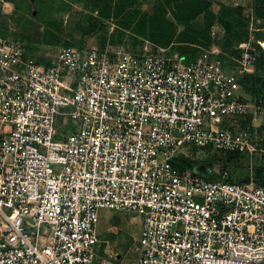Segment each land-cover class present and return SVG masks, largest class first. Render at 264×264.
<instances>
[{"label": "built area", "instance_id": "obj_1", "mask_svg": "<svg viewBox=\"0 0 264 264\" xmlns=\"http://www.w3.org/2000/svg\"><path fill=\"white\" fill-rule=\"evenodd\" d=\"M249 27L226 60L61 45L47 64L0 34V264L99 263L102 208L141 218L130 264H264V185L174 165L263 152L236 90L264 47Z\"/></svg>", "mask_w": 264, "mask_h": 264}, {"label": "rangeland", "instance_id": "obj_2", "mask_svg": "<svg viewBox=\"0 0 264 264\" xmlns=\"http://www.w3.org/2000/svg\"><path fill=\"white\" fill-rule=\"evenodd\" d=\"M141 2L142 4L138 9L151 14L156 0H141ZM233 2L237 3L240 0H216L215 3L212 0V10L218 14L223 5L227 6ZM21 3L22 6L18 10L9 13H4L0 6L1 34L8 38L22 40L25 44L30 43L27 47L33 53L35 51L37 58L45 63L56 55V46L44 41L43 36L47 31H52L61 37L62 43H80L83 38L86 39L87 46L100 48L110 46L134 52L135 50L138 52L158 51L151 41L136 37L128 30H121L112 20L106 22L104 30L85 36L83 26H87L88 17L92 14L86 1L23 0ZM93 14L96 15L97 11ZM194 25L201 28L203 16L194 21ZM7 26L10 29L5 33ZM213 27V37L218 41L225 30L219 22ZM215 46L218 44L214 43L208 48H202L199 52L197 51L198 56L212 50ZM244 86L246 85L239 83L236 90L252 106L250 112L253 114L249 127L253 134V141L259 147L264 148V100H260L258 94H254L251 89L249 90L246 88L247 86ZM192 148L189 147L187 152L189 158L194 161V168L200 173L206 171L211 179H220L221 173L227 171L230 178L238 182L249 183L253 178L256 183L257 169L264 167V149L263 152L236 155L201 150L195 147L192 150ZM248 179H250L249 182H247ZM140 230L141 218L135 213L110 208L100 209V245L99 263L97 264H130L133 258L137 256L135 243Z\"/></svg>", "mask_w": 264, "mask_h": 264}, {"label": "trees", "instance_id": "obj_3", "mask_svg": "<svg viewBox=\"0 0 264 264\" xmlns=\"http://www.w3.org/2000/svg\"><path fill=\"white\" fill-rule=\"evenodd\" d=\"M83 1L87 2L92 12L88 17L87 26H83L85 36L104 30L106 22L112 20L121 30H128L136 37L151 41L155 49L158 47H171L179 50L187 61L195 59L198 56L197 51L208 48L214 43H217L221 49L222 59H229L230 55L239 56L242 52L241 45L247 43L251 37L249 26L252 15L256 20V27L260 28L254 32L255 38L264 40V31L261 29L264 26V0H251L248 11L245 5L241 4L223 5L218 14L212 10V0H156L151 14L138 9L142 4L141 0ZM96 11L97 14L94 15L93 13ZM200 16H203V26L198 28L194 25V21ZM258 19L261 20V23H258ZM217 22L225 30L218 41L213 37V26ZM43 37L46 43L55 45L56 48L61 45L80 48L87 46L86 39L83 38L80 43H62V38L52 31H47ZM255 44L260 51L255 62V70L253 73L246 74L241 78L240 84H245L247 87H244L251 89L254 94H258L260 100H264V48L257 43ZM29 45L30 43L26 44V46ZM135 52H138V50H135ZM37 61L45 63L40 59ZM46 63L50 64L49 61ZM252 114L253 112H248L245 119L240 120L242 128L250 126ZM223 153L246 154L240 152ZM174 165L181 169L194 168V161L189 156L182 155L174 160ZM202 174L211 179L206 171H203ZM255 180H257L256 184L264 185V167L257 169Z\"/></svg>", "mask_w": 264, "mask_h": 264}, {"label": "crops", "instance_id": "obj_4", "mask_svg": "<svg viewBox=\"0 0 264 264\" xmlns=\"http://www.w3.org/2000/svg\"><path fill=\"white\" fill-rule=\"evenodd\" d=\"M23 0H0V6L2 8V11L4 13H9V12H15V10H18L21 6H22V2ZM216 0H213V3H215ZM232 1V0H231ZM251 2V0H240V2H233L231 4L228 5H245L246 10L249 9V3ZM248 11V10H247ZM259 19H258V23H259ZM261 23V22H260ZM258 26V25H257ZM264 27V26H263ZM263 27H261V29H263ZM16 28V27H15ZM8 26H7V30H5V33L8 32ZM17 29V28H16ZM264 31V29H263ZM259 40V39H258ZM264 41V40H261ZM214 49H220L218 46H215ZM31 51V50H30ZM31 53H33V51H31ZM35 56V51L33 53ZM37 57V56H36Z\"/></svg>", "mask_w": 264, "mask_h": 264}]
</instances>
